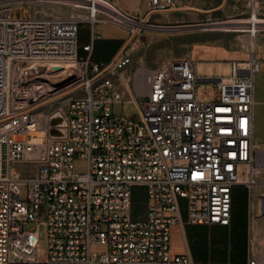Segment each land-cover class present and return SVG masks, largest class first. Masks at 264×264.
<instances>
[{
  "label": "built area",
  "instance_id": "built-area-1",
  "mask_svg": "<svg viewBox=\"0 0 264 264\" xmlns=\"http://www.w3.org/2000/svg\"><path fill=\"white\" fill-rule=\"evenodd\" d=\"M98 1L107 11L77 0L72 16L54 17L17 15L0 0V264H196L188 246L178 253L173 245L174 228L185 225L181 200L189 223L229 225L240 185L259 198L248 264H264L255 239L262 232L254 229L264 215V192L254 193L264 186V150L255 141L264 0H251L237 22L251 39L250 57L229 60L230 77H199L200 60L190 58L131 73L129 45L113 64L95 62L101 14L134 40L153 15L180 9L177 0H145L148 12L135 16ZM85 22L92 37L80 46ZM68 64L79 75L52 83ZM54 102H61V136L52 133L60 122L43 111ZM127 103L137 108L127 111ZM136 187L148 194L139 220Z\"/></svg>",
  "mask_w": 264,
  "mask_h": 264
},
{
  "label": "rangeland",
  "instance_id": "rangeland-1",
  "mask_svg": "<svg viewBox=\"0 0 264 264\" xmlns=\"http://www.w3.org/2000/svg\"><path fill=\"white\" fill-rule=\"evenodd\" d=\"M7 1L12 2L17 15L69 17L75 13L74 6L77 0ZM21 1L23 3L19 4L18 2ZM178 2L182 6L180 15L186 16L183 22L166 25L163 28L156 29L157 31H150V29L144 30L141 35L136 37L129 44L128 47L132 48L135 42L137 47L136 50L134 49L131 51L132 62L129 66L131 73L140 70V72L144 74L150 68H156L166 61L179 58L193 59V51L197 45L214 47L216 49H226L232 55V59H236V56L244 53L250 54L251 39L246 33L226 31L218 27H212L215 23L244 21L248 17L247 13L243 12L241 8H234V6H232V3H235L234 1L227 0L226 5L222 9L213 13L200 12L195 9L212 10L221 6L224 0H178ZM120 5L127 11L135 14L145 11L148 7L144 0H121ZM162 14L170 13L165 12ZM101 15V22H98L97 25H123L113 19L105 21L104 18L108 19V17L104 14ZM84 24L87 26L80 31V35L83 38L90 39L92 37V25L87 22ZM202 26L209 27L203 28ZM120 33L128 36L126 31H120ZM259 41L264 42V37L258 40V42ZM227 60L231 59L215 61L200 60L196 65V73L199 77H230L233 75V65ZM142 78L144 79V75L141 76V79ZM199 85H203V88L205 87V83L203 82L199 83ZM256 89L258 90L257 97L264 98V73L257 76ZM60 105L61 102L51 103L45 107L43 111L46 115L50 116ZM136 120H138V117H136ZM262 129L263 134L260 135V137L264 140V124ZM21 167L23 166L20 165L19 168ZM134 192H136L134 196L136 206L132 212L133 218L136 220L144 219L146 215L145 201L148 197L147 189L145 187H136L134 188ZM254 193H256L255 189ZM236 196L238 198V207L242 209L250 202V189L241 186L236 189ZM21 220H27V218L22 217ZM31 225H33V223L28 224L27 227ZM40 235L43 240L41 245L44 249H47L48 240L46 239L45 226L40 227ZM259 249L261 253H264L263 246H260Z\"/></svg>",
  "mask_w": 264,
  "mask_h": 264
},
{
  "label": "crops",
  "instance_id": "crops-1",
  "mask_svg": "<svg viewBox=\"0 0 264 264\" xmlns=\"http://www.w3.org/2000/svg\"><path fill=\"white\" fill-rule=\"evenodd\" d=\"M120 1L121 0H115V2L118 3L120 7H122L120 5ZM232 1L235 2L232 3V6H234V8L235 7L241 8V10L247 13V15L251 11L250 9L251 0H232ZM178 4L180 6V9L178 11L172 12L170 14H162V13L155 14L151 18V23L154 24L155 26H162V25L166 26V25L183 22L186 16L180 15V13L182 12L181 10L182 6L180 5L179 2ZM148 10H149V6L145 11H142L138 14L131 13L129 11L128 12L135 16H141L146 14ZM86 26L87 25L84 23L80 25L79 38H78L80 46L88 44L91 40V38L90 39L83 38L80 35V31ZM97 28H100L102 33L100 38H98L95 41L93 60L99 63H111L119 54L121 49L125 46L126 42L129 39V36H125L120 33V31H126V29L123 28L122 26H113V25H105V24L102 26L98 24ZM106 30L110 31L111 34H105ZM130 52H131V48H130ZM80 55L86 56V52L80 50ZM206 61H215V60H206ZM259 74H257V76ZM255 91H256V87H255ZM256 138H257V132H256V112H255V141ZM258 139L259 142L264 143V140L260 136ZM241 186L244 185L237 186L234 189V193H233L234 195L236 194V189H238ZM253 201L250 199L249 204L247 203L245 208L242 209H237L233 205L231 223L229 225H221V224L189 223L187 221V217H188L187 202L185 199H182L181 212L185 225H184V229H181L179 226H176L173 230L174 249L178 253H183L186 249V246H188L196 264H248L251 256L250 255V224H251V205L253 204ZM254 211H256V209H254Z\"/></svg>",
  "mask_w": 264,
  "mask_h": 264
},
{
  "label": "bare ground",
  "instance_id": "bare-ground-1",
  "mask_svg": "<svg viewBox=\"0 0 264 264\" xmlns=\"http://www.w3.org/2000/svg\"><path fill=\"white\" fill-rule=\"evenodd\" d=\"M90 2L95 4L96 7L107 11L103 6H101L99 4L98 0H90ZM18 3L21 4L23 2L21 1V2H18ZM112 12H113V10H112ZM237 22H244V21H227V22L225 21L224 23L223 22H219V23H215L214 25H212V27H218V28L224 29L226 31H237L239 27L243 26V25L237 24ZM122 27H124V26H122ZM202 27L206 28V27H209V26H202ZM146 28L148 30L149 29L150 30H156L157 29L154 24L146 25ZM98 29H99L100 33H102L101 29L100 28H98ZM105 34H111V32L106 30ZM133 45L135 47L133 46L131 48V51L134 50V49L136 50V48H137L135 42L133 43ZM256 46H257V48L259 50H262L263 47H264V45L260 41L256 42ZM193 52H194L193 59H195V60H221V59H232L233 58L232 55L229 53V51H227L226 49H216L214 47H207V46L205 47L203 45L202 46L197 45L194 48ZM249 57H250V54L244 53V54L236 56V59L246 60ZM66 68H68V70L66 69L64 72H62L61 73L62 76H59L60 74H58L57 76H59V77H57V76L54 77L52 79V83H54V84L59 83L62 80L68 79V76H71V75H79L78 69H75L73 64L66 65ZM143 83H144L143 80L140 79L139 80V85L142 86ZM257 93H258V90L256 89V91H255V112H256V132H257L256 144H257V147L259 149L264 150V143L258 141L259 140L258 139L259 136L263 134L262 127H263V124H264V111H263L264 98L263 97L258 98L257 97ZM125 108H126L127 111H132V110L136 109L137 106L133 105L131 103H127ZM58 111L54 110L50 114L49 118L52 117V119H58V118L61 119V115L62 114H61L60 111L59 112ZM59 122H60L59 125H58L59 127H56L55 129L52 130V133L54 135H56V136H61V135L65 134L64 128L61 127V126H63V123H61V122H63V120H60ZM254 189L256 190V195L258 194V192H264V186H261V185H255ZM258 201H259V198L256 196L255 200L253 201V207L256 210L258 208ZM254 229H255L256 232L257 231L262 232L261 233L262 237L259 238L256 235L255 239L259 240L261 242V245L263 246V250H264V215L262 217H260V218H255V220H254Z\"/></svg>",
  "mask_w": 264,
  "mask_h": 264
},
{
  "label": "water",
  "instance_id": "water-1",
  "mask_svg": "<svg viewBox=\"0 0 264 264\" xmlns=\"http://www.w3.org/2000/svg\"><path fill=\"white\" fill-rule=\"evenodd\" d=\"M227 3V0H224L223 4L221 6H219L218 8H215V9H212V10H203V9H195V10H198L200 12H216L220 9H222ZM133 40V37H131L125 44V46L121 49V51L119 52V54L116 56V58L111 62L112 64L114 63V61L117 59V57L120 56V54L126 49V47L132 42ZM60 68L59 67H55L54 70H59ZM57 121L59 122L60 120L59 119H55L54 122Z\"/></svg>",
  "mask_w": 264,
  "mask_h": 264
},
{
  "label": "trees",
  "instance_id": "trees-1",
  "mask_svg": "<svg viewBox=\"0 0 264 264\" xmlns=\"http://www.w3.org/2000/svg\"><path fill=\"white\" fill-rule=\"evenodd\" d=\"M136 193V192H135ZM134 193V196L136 195ZM234 195V194H233ZM233 205L235 206V208H237V209H239V207H238V198H237V196H236V194L234 195V197H233ZM245 208V207H244Z\"/></svg>",
  "mask_w": 264,
  "mask_h": 264
}]
</instances>
